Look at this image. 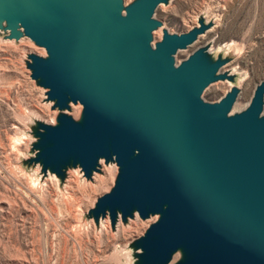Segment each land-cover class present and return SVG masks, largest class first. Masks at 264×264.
Here are the masks:
<instances>
[{"label":"water","instance_id":"1","mask_svg":"<svg viewBox=\"0 0 264 264\" xmlns=\"http://www.w3.org/2000/svg\"><path fill=\"white\" fill-rule=\"evenodd\" d=\"M168 2L0 0V40L44 50L24 65L55 113L52 125L32 122L19 167L62 180L66 167L89 179L100 161L114 165L83 219L96 227L107 217L113 230L117 217L123 227L154 217L130 245L132 264H169L177 253L170 264H264V78L241 111L230 113L236 87L202 100L210 84L238 79L221 71L232 56L211 59L207 42L176 63L212 20L168 33L153 18Z\"/></svg>","mask_w":264,"mask_h":264},{"label":"rangeland","instance_id":"2","mask_svg":"<svg viewBox=\"0 0 264 264\" xmlns=\"http://www.w3.org/2000/svg\"><path fill=\"white\" fill-rule=\"evenodd\" d=\"M199 16L211 18L212 28L187 49L177 51L174 60L179 63L207 42L209 53L216 49L211 53L214 56L221 53L225 57L229 52L232 60L221 71L229 69V74L238 75L234 84L239 92L230 113L241 111L255 85L264 78V0H169L153 13V18L174 34L188 31ZM155 32L154 40H158L160 30ZM28 54L44 55V50L26 38L16 44L0 40V264H132L130 245L154 217H136L117 235L109 223L105 234L99 235L98 226L83 219L113 181L97 191L86 184L88 188L82 190V196L75 195L72 207L53 184L43 187L48 200L39 201L30 193L31 182L25 177L28 172L19 163L30 153L32 122L52 125L55 113L44 101V90L29 78L24 65ZM234 84L228 80L214 82L201 98L216 102ZM72 111L75 115L79 106H73ZM109 168L116 169L114 165ZM25 171L30 172L29 168ZM32 178L33 183H41ZM42 192L38 189L39 197ZM54 196L59 200L51 203Z\"/></svg>","mask_w":264,"mask_h":264},{"label":"bare ground","instance_id":"3","mask_svg":"<svg viewBox=\"0 0 264 264\" xmlns=\"http://www.w3.org/2000/svg\"><path fill=\"white\" fill-rule=\"evenodd\" d=\"M122 3H123V6H125L126 5V0H122ZM159 6H162V4H160ZM211 20H212L211 18L205 19V22L211 21ZM209 29L207 30V32L210 31ZM155 31L152 32L153 39H154V35H156V36L158 35V32H155ZM201 36L202 35H199L198 38L201 37ZM151 44L153 45V41L151 42ZM210 52H211V50H210ZM215 57H217V56H214L213 54H211L210 58L211 59H215ZM218 58L222 59L223 56L221 55V57H218ZM227 63H225L224 65H226ZM222 67H221V69H222ZM230 75H232V74H230ZM224 80H218V81L221 82V81H224ZM230 82L233 83V84L236 82L235 76L232 77ZM237 83H238V81H237ZM232 87L238 88V85L234 84ZM99 164H100V172L99 173H92V175H91V177L89 179L83 178L82 177V173H81V171L78 168L71 169L70 167H66L63 170L62 176H61L62 180H61V178L56 176L54 173H50L49 171H46L45 175H41L39 173V166L37 164H36L35 169L31 173H25L26 174L25 177L27 179H29V181L31 182L32 188L29 189V190H31L30 193L32 192L35 195V197H37L39 199V201H41V200L43 201L45 199L48 200V198H50L49 195H47L46 192L43 189L44 185H46L47 183H50L51 185L53 184L54 187L57 188V191L58 190H59V192L61 191L60 192L61 196H63V197L66 196L67 197V202L68 203L66 202V204H68V206L70 205L72 207L73 203H75V200H76L75 199V195L76 194H80L81 195V193L84 191L83 189L88 188L86 186H88V185H89V187L93 186L95 188V191H97V190L102 189L105 184H110L111 181H113L115 173H116V169L109 168L111 166H104L101 163V161L99 162ZM103 173H104V175H103ZM102 175L104 177H102ZM32 177H34V178L36 177L37 180L40 179L41 183H38V182L37 183H33L31 181L33 179ZM86 184H88V185H86ZM38 189H41V191H43L41 197H39V195L37 194L38 193ZM53 193H56V192H53ZM54 198L55 199L52 200L51 203H54L56 201L58 202V200H59L58 197L54 196ZM135 218H136L135 215H133L132 219L127 220L126 223H131V221L135 220ZM88 222L90 223V225L93 223L92 220L87 219V223ZM108 223H109V220H108L107 217H105L104 219H101V220L98 221V225L97 226L99 228V233H98L99 235L105 234V231H107L109 229V227L107 225ZM91 226H93V225H91ZM122 226H123V223L120 221L119 217H117L116 221L114 222V226H113V229H114V232H115L114 234L117 235L120 231H122L121 230V229H123ZM178 258H179V254L177 253V254L172 256L171 262L176 261Z\"/></svg>","mask_w":264,"mask_h":264}]
</instances>
